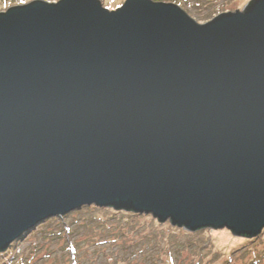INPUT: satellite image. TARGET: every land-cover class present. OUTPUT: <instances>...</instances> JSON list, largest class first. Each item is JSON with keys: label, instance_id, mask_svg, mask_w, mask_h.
Instances as JSON below:
<instances>
[{"label": "water", "instance_id": "95a60500", "mask_svg": "<svg viewBox=\"0 0 264 264\" xmlns=\"http://www.w3.org/2000/svg\"><path fill=\"white\" fill-rule=\"evenodd\" d=\"M264 230V0H33L0 12V253L85 206Z\"/></svg>", "mask_w": 264, "mask_h": 264}, {"label": "rangeland", "instance_id": "374dc122", "mask_svg": "<svg viewBox=\"0 0 264 264\" xmlns=\"http://www.w3.org/2000/svg\"><path fill=\"white\" fill-rule=\"evenodd\" d=\"M31 1L0 0V12ZM99 1L109 10L125 2ZM152 1L177 5L205 24L252 0ZM0 264H264V230L255 239L233 237L226 229L187 232L151 215L92 205L39 224L0 253Z\"/></svg>", "mask_w": 264, "mask_h": 264}, {"label": "trees", "instance_id": "16d2710c", "mask_svg": "<svg viewBox=\"0 0 264 264\" xmlns=\"http://www.w3.org/2000/svg\"><path fill=\"white\" fill-rule=\"evenodd\" d=\"M246 239V238H245Z\"/></svg>", "mask_w": 264, "mask_h": 264}]
</instances>
